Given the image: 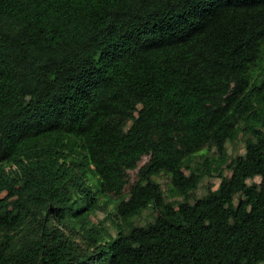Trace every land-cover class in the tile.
Returning a JSON list of instances; mask_svg holds the SVG:
<instances>
[{"label":"trees","instance_id":"trees-1","mask_svg":"<svg viewBox=\"0 0 264 264\" xmlns=\"http://www.w3.org/2000/svg\"><path fill=\"white\" fill-rule=\"evenodd\" d=\"M0 264H264V0H0Z\"/></svg>","mask_w":264,"mask_h":264},{"label":"rangeland","instance_id":"rangeland-1","mask_svg":"<svg viewBox=\"0 0 264 264\" xmlns=\"http://www.w3.org/2000/svg\"><path fill=\"white\" fill-rule=\"evenodd\" d=\"M130 124V122H127V126ZM227 153L232 158L237 155H243L244 154V137L239 134L238 138L233 142L232 144L227 143ZM207 158L208 161H211L213 158L216 157L215 150L212 148L209 151L207 150H201L196 153L194 156V160L192 162V167L196 168L198 170L205 169L203 165V159ZM147 160V157L144 156L142 159L138 162V166H140L143 162ZM223 173L225 176L229 175V170L226 167H223ZM129 183H132L136 179V169L134 170H128L127 172ZM162 187V189L165 190V200L166 201H181L183 198L181 196H178L177 194L171 193L168 191L169 183L168 178L164 175H160L158 177L154 178ZM219 182V179L212 176H206L204 177L198 184L195 190L191 191L187 195V200L189 202H192L194 199L201 197L206 194L207 189L216 188L217 184ZM128 190V185L125 186L123 192L126 194ZM116 202V198L112 194H105V195H99L98 196V203L100 204V210L96 211L94 214L89 216V225L95 226L101 233H106L110 235L111 237L115 235L116 233V227L114 226V223H117V220L115 218L113 209L114 204ZM152 220V213L151 210L147 209L144 210L140 215L134 216L130 219V224L132 225H145L148 222ZM88 225V226H89ZM77 239L76 241L81 240V235H76Z\"/></svg>","mask_w":264,"mask_h":264}]
</instances>
